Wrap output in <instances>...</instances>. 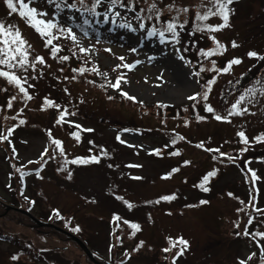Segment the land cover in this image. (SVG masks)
<instances>
[{
	"label": "rangeland",
	"instance_id": "obj_1",
	"mask_svg": "<svg viewBox=\"0 0 264 264\" xmlns=\"http://www.w3.org/2000/svg\"><path fill=\"white\" fill-rule=\"evenodd\" d=\"M151 2L134 0L137 5ZM156 2L163 13L172 16L176 13L167 11L166 5L174 3L178 7H192L199 0ZM31 6L47 11L45 19L55 18L63 26L62 22L82 24L83 21L81 13L74 10L65 9L56 14L55 8L45 0ZM101 7L100 12H103L106 5ZM230 7L234 9L230 16L231 27L215 34L227 45V51L222 56L209 58L208 63L215 59L216 67L222 68L233 57L240 58L242 62L234 65L229 73L218 76L208 71L210 67L205 63V71L201 72L199 80L193 75V68L199 63L192 67L186 55L195 59L196 56L190 54L199 48L213 47L207 35L192 34L190 28H185L179 33V44L169 38L160 43L158 36H147L146 25L144 30L139 28V22L131 19L133 12L130 10L117 9L123 19L118 17L116 24L111 20L103 22L102 16H90L89 27L110 31L112 37L123 38L125 44L119 46L100 41L98 45L92 37L74 29L75 42L66 36L56 42L89 49L79 60L84 64L83 69L88 68L84 77L92 79L95 84H102L98 90L75 81L64 66L66 61L52 57L41 36L27 26L18 13L8 15L10 10L0 0V20L17 25L32 45V57L40 55L46 61L45 65L38 64L37 70L30 73L37 78L30 79L25 85L31 100L23 99L22 93L13 92L14 86L0 78V105L8 104L11 99L5 100L8 94L17 97L11 103L13 108L17 107L13 116H17L16 125H19L13 127L8 140L0 141V264H121L123 260V264H172V256L177 249L173 248L168 253L162 251L170 247L169 237L173 240L183 237L189 241L188 249L176 264H238V259H245L252 252L257 253L255 264H259L257 244L243 232L246 227L249 232L264 231V215L256 211L259 208L264 212V142L253 139L264 133V98L249 105L247 114L230 117V123L215 120L214 114L225 115V110L244 88L255 85L258 80L264 81V60L246 55L248 51L264 55V0H236ZM179 17L185 18L183 13ZM187 19L189 25L193 23L194 10L188 13ZM124 21L131 23L135 30L118 27ZM219 22V18L208 21L212 24ZM233 40L239 47H231ZM188 45L192 47L191 53L188 49L185 51ZM109 48L111 51H105ZM133 48L135 52L131 51ZM119 57H124V60ZM136 61L140 63L136 64ZM123 63L135 64V67L131 70L116 68ZM61 66L62 71L59 69ZM92 66L98 69L99 74L92 71ZM120 75L126 78L127 83L122 81L119 89L110 87L109 82L115 83ZM213 76H216V82L211 87L208 101L199 96L196 101L188 99L195 93H203L207 81ZM121 91L135 97L133 101L140 106V109L136 108L139 112L118 97L122 96ZM109 96L113 98L109 100ZM45 97L61 107L42 111ZM191 103L195 108L185 109ZM206 103L214 108V113L204 110ZM159 107L179 109L180 117L172 111L167 115L159 113ZM20 110L22 112L18 114ZM63 110L74 114H65L64 120L57 125L53 118ZM197 115L205 119L197 121ZM20 120L25 123L21 125ZM75 125H80V128ZM75 130L81 132L79 135L76 133L79 141L71 135ZM241 130L249 139L248 145L241 143L236 135ZM1 131L0 128V134ZM178 136L185 139H177L182 142L171 146L172 139ZM52 139L62 142L63 156L60 149L52 145ZM200 142H204L206 148H219L234 159L229 161L218 153L196 148ZM247 146L251 148L241 152ZM45 148L54 152L55 159H47L45 155V162L41 164ZM157 148L161 154L157 156L154 153L153 156L151 153ZM103 151L107 155H102ZM175 151L180 155H170ZM92 155L99 156L98 164L64 163L77 156ZM214 155L216 160L212 159ZM184 160L191 163L185 166ZM28 161L34 163L29 164ZM109 164L113 167L109 168ZM242 167L246 171L248 167L260 176L256 183L255 206L244 183L246 177ZM58 168L63 170L58 171ZM172 168H179V171L171 178L163 179ZM213 168L217 169V175L209 181L213 180L210 190L204 192L194 187ZM69 171L72 172L71 179L67 176ZM21 173L25 175L21 176ZM136 176L142 179H133ZM246 184L250 187L249 179ZM173 193L177 197L175 200L148 203L161 195ZM116 196H122L133 208L129 210ZM200 200L208 203L201 205ZM8 206L12 207L6 210ZM15 207L21 211L13 210ZM55 208L60 212L59 220L56 214L51 213ZM237 209L243 211L237 212ZM23 210L46 225L37 226ZM114 214L121 220H113ZM249 218H252V224L247 223ZM125 219L139 223L141 230L133 236L132 229L123 224ZM237 223L239 228L235 227ZM114 224H117L116 228H113ZM61 228L83 240L97 259H90ZM77 228L79 230L75 231ZM237 231L241 235H235ZM256 239L261 240L260 237ZM140 241H144L143 246L133 251ZM126 252L130 255L126 256ZM13 255L18 257L16 261L11 260Z\"/></svg>",
	"mask_w": 264,
	"mask_h": 264
},
{
	"label": "snow or ice",
	"instance_id": "obj_2",
	"mask_svg": "<svg viewBox=\"0 0 264 264\" xmlns=\"http://www.w3.org/2000/svg\"><path fill=\"white\" fill-rule=\"evenodd\" d=\"M4 4L10 10L8 15H12L13 13H18L19 17L25 19L27 26L31 27L37 34L41 36L44 40L45 48H50V53L52 57H56L57 54L62 50L61 46L58 43H54V41H58L62 37L70 38L73 42L77 40L76 34L73 32L72 27H65L59 23V21L55 18L53 19H45L48 16L47 11L42 9H38L36 7H32L31 5L40 2V0H3ZM45 2L49 6H53L56 10V14L63 12L65 9L74 10L76 12L81 13L84 16L83 24L89 25L90 20L87 16H91L93 18L96 17H103V22H108L111 20L113 24H116L117 18L121 17V12L117 9L123 8L126 10L133 9L135 7L134 0H129L128 3H125V0H73L72 3H69L68 0H45ZM236 0H199V3L189 7L183 6L178 7L175 4L166 5L167 11L175 12L176 15L171 17V19L164 21L161 28L152 27L147 29V36L153 37L158 36L160 43H165L166 33L171 34L170 38L176 44L180 43L179 40V32L177 29H184L185 25L188 24L187 15L189 12L194 10V19L192 23V34L194 33H201L202 35H207V38L211 41L213 47H209L207 49L201 48L199 49L198 55L204 57L205 59H209L215 57L217 55L222 56L227 51V45L222 43L217 36L215 35L218 32H221L223 29L230 28V16L233 14L234 9L230 6L233 5ZM17 4L19 7H17ZM106 5L103 12L98 11V9ZM147 13L146 16H141L140 13L145 11V9H140L136 12L135 19L139 22V28L141 30L145 29V21H151L153 19L160 21L162 12L159 9L156 0H152L151 3L147 4ZM109 13H112L111 17ZM183 13L185 19L183 22H179V16ZM87 14V15H85ZM210 18H219L220 22L216 24L208 23ZM99 22V21H97ZM120 28H126L129 30H135L131 23L124 21L118 24ZM86 34V33H85ZM91 47V46H90ZM231 47L237 48L239 45L235 40L231 41ZM32 45L27 41V39L23 36L21 30L17 25L9 24L4 20H0V78H4L7 83L11 86L18 88L19 93L23 94V99L31 100L32 96L29 94L27 88L25 87L28 84L30 79H36L37 77L32 76L30 73L35 72L37 70V65H45L46 61L45 58L40 55H35L32 57L31 55ZM79 51L81 53H88L89 49L84 47H80ZM105 51H111L110 49H105ZM132 52H135L136 49H131ZM187 51V48H185ZM74 55V54H73ZM249 58H257L260 60H264V55H260L257 51H248L246 54ZM31 57V58H30ZM184 59L183 56L180 57ZM61 60L67 61L70 59L69 56L64 55L60 57ZM121 61L124 60V57H119ZM241 59L238 57H233L232 59L228 60L222 68L216 67V60L211 59L212 67L208 69V71L215 72L216 75H220L221 73L227 74L231 71L234 65H239L241 63ZM136 64L140 63V61H136ZM190 63V62H189ZM127 68L131 70L135 67V64L123 63L122 65H117L116 68ZM80 72H84L85 69L81 68L78 69ZM115 70V69H114ZM62 71V69H61ZM93 72L99 74L97 68L92 69ZM205 69L203 66L200 67V71L194 72V76H199L201 72H204ZM67 79V78H66ZM74 79V77H73ZM127 83L126 78L123 75L117 76L115 83L109 82V86L114 89H119L121 82ZM216 82V76H213L209 79L205 85L206 90L203 93H195L192 96H189L188 99L192 101H196L197 97H201L204 101H208L209 93L211 91V87ZM29 87H34V85H29ZM67 92V89H65ZM121 94L125 96L129 100H135V97L129 95L127 92L121 91ZM113 97L109 96L108 99L111 100ZM259 98H264V81L258 80L256 84L253 86H249L244 88L239 96L235 99L234 102L230 104V107L227 108L225 115L214 114V119L217 121H225L231 122L230 117L232 116H243L249 112V105L255 104L260 102ZM17 99L16 96L11 97L9 100L7 107L11 108L13 105L11 100ZM44 105L46 107H54L60 108L59 104H56L51 99L47 97L44 98ZM195 108V104H193ZM204 110L209 113H214V108L210 104L204 105ZM65 114H74V113H66V110L60 112V118L56 121L57 124L61 123L64 120ZM197 121H202L205 117L197 115ZM25 123L24 120H20V124L23 125ZM70 123V122H69ZM76 128H80V125H75ZM87 131H92L91 129H87ZM13 133V129L10 127L7 129V135L0 134V141L8 140V136H11ZM49 135L51 133L49 132ZM71 135L75 137L76 141L80 140V137L76 134V132H72ZM236 135L240 138V142L244 145H248L249 139L245 134V131L241 130L236 133ZM119 139V136L117 137ZM184 140L183 136H178L172 139L171 143L173 145L176 144V140ZM255 142H264V133H260L253 137ZM11 143V141H8ZM123 143V141H121ZM52 145L56 148L60 149V155H64V149L61 147V141L58 139L51 140ZM91 143V142H90ZM196 148L204 149V151L209 153H218L221 157H226L229 161H232L234 158L230 155H227L220 151L219 148L213 149L211 147H205L204 142H200L195 145ZM247 147L242 148L241 152L246 151ZM15 152V148L12 149ZM91 151V150H90ZM153 152L159 156L160 150L154 149ZM47 156V159H55L54 152H49L48 148L44 149V152L41 154V161L40 163L43 164L45 162L44 156ZM102 155H107L106 151L102 152ZM170 155L179 156L180 152L175 151L171 152ZM213 160H216V156L212 157ZM100 162V158L97 155H92L88 157H80L77 156L71 160H65V164H72V165H89V164H98ZM29 164L34 163L33 161H28ZM191 161L184 160L183 164L189 165ZM109 168L113 167V165L109 164ZM129 167H141V165H129ZM58 171L63 170L61 168L57 169ZM17 171H20L17 169ZM179 171V168H172L170 172L166 173L163 179L171 178L173 173ZM251 172L250 179L255 182L259 179L256 172L252 169H248ZM37 176L40 175L39 170H37ZM25 175V173H21V176ZM217 175V169L213 168L206 172L203 175L202 179L200 180L198 185H194V187H199L204 192H208L210 189L205 187L206 184L209 183L210 178L215 177ZM67 176L69 179L72 178V172H67ZM42 178V177H41ZM133 179L140 180L142 179L139 176L133 177ZM229 196L232 194L229 193ZM177 197L176 195L169 194V195H161L155 201H148V203H156L159 204L161 201H172L175 200ZM117 200H121L124 204L128 207L129 210L133 208V205L129 203L127 200H124L122 196H116ZM255 199V197H253ZM201 205L207 204L208 201L200 200L199 202ZM243 204L244 202L241 201ZM186 207H194V205H186ZM243 209H237V212H241ZM257 212H260L261 215H264L259 208L256 209ZM171 215V213H168ZM57 215L59 213L57 212ZM115 221H120L121 217L118 215H113L112 217ZM149 219L150 216H149ZM248 224H252V218H249L247 221ZM124 225H128L130 229H132V235L134 236L136 232L141 230V225L139 223L130 222L129 220H123ZM236 228H239V224H235ZM78 231L79 229H74ZM235 235L239 236L241 233L237 231ZM243 235L251 236L252 240L256 242L257 247L259 249V264H264V231H256V232H249L247 227L245 228ZM260 237L261 240H257L256 238ZM117 240L120 239L119 236L116 237ZM168 243L170 247H166L162 249L165 253L171 252L173 248H176L175 254L172 256V264H176V261L179 257H181L184 252L189 247V241L184 239L183 237H178L175 240L173 238H168ZM144 244V241H140L133 251H138ZM126 256H129L130 253H125ZM257 256L256 252L250 253L245 259H238V264H255V257ZM18 257L16 255L11 256V260L16 261ZM167 259V257L165 258ZM123 264V261H121Z\"/></svg>",
	"mask_w": 264,
	"mask_h": 264
},
{
	"label": "trees",
	"instance_id": "obj_3",
	"mask_svg": "<svg viewBox=\"0 0 264 264\" xmlns=\"http://www.w3.org/2000/svg\"><path fill=\"white\" fill-rule=\"evenodd\" d=\"M128 1L129 0H125V3H127ZM72 2H73V0L70 1V3H72ZM140 9H145V11H143V12L140 13L141 16L148 15L147 10H146L147 9V5H137L135 3V7L132 9L133 10V17H135L136 12L139 11ZM173 16H175V15H172L171 16V15H168V14L162 12V16H161L160 21H157V20L153 19L151 21H147L146 20L145 23H147L150 28H152V27L161 28L163 22L171 19V17H173ZM184 19L185 18H180L179 17V22H183ZM73 26H74V28L79 29V30H82L84 33H88V34L93 35L95 37H97V36L105 37L104 36L105 35L104 33H101V32L97 31L94 28L93 29H89V30L86 29V26L84 24L83 25H78V24L74 23ZM166 34L171 35L169 33H166ZM63 40H65V39H63ZM54 43H58L61 46V49H62L57 54V57L58 58H60L61 56H64V55H67V56L70 57V59L65 62L64 66L66 67L68 73H71L72 74V76L74 77V80L75 81H78L80 83H83V85H85V86H90V87L92 86L94 88L97 87L96 89H98V88L101 89L102 88V84H95L92 79H89V78H85L84 77L85 76L84 72H80L78 70V69H81V68L84 67V64L83 63L80 64V60H79L80 57L83 55V53H81L79 51V48L78 47L71 46L70 44L65 46V45H62L61 43L56 42V41ZM191 61H193V60H191ZM197 61L198 62H201L202 64L201 65H198L197 67L194 68L195 69V72L200 71V67L201 66H203L204 69H205V66H204L205 63L210 68L212 67V65L210 63H208L209 61L205 60L204 58H198ZM94 67L95 66H92V68H94ZM61 68H62V66L59 69H61ZM85 69H88V68H85ZM200 75H201V73H200ZM64 76H68V75H64ZM61 78H63V77L61 76ZM61 78H59L60 81H61ZM197 78L199 80V79H201V76H198ZM202 83H203V81L201 82V84ZM94 85H96V86H94ZM47 97H49V96H47ZM118 97L121 100H123L125 103H127L128 105L132 106V108H135V110L137 112H139V110H137V109H140V106L137 105L136 102H134L133 100L127 99L125 96H120L119 95ZM156 106H159V105H156ZM191 108H193V104L192 103L188 107H185V109H191ZM48 109L50 110V109H52V107H46L44 105V101H43V104L41 106V110L42 111L43 110L45 111V110H48ZM196 109L198 110V107H196ZM169 111H172L174 113V115L176 114L177 117H180V112L181 111H179V109H171V108H167V107L166 108L165 107H159L157 112H159V113L161 112V113L167 115ZM58 118H60V115H56V117L54 116L53 120L54 121H57ZM9 119H14V118H9V117L3 118V117H0V125L3 128V131H6L12 125V124L7 123V122H11L12 121V120L11 121H7ZM57 125H60V123L57 124ZM75 132L79 135V132L77 130H75ZM21 248H23V247H21Z\"/></svg>",
	"mask_w": 264,
	"mask_h": 264
},
{
	"label": "water",
	"instance_id": "obj_4",
	"mask_svg": "<svg viewBox=\"0 0 264 264\" xmlns=\"http://www.w3.org/2000/svg\"><path fill=\"white\" fill-rule=\"evenodd\" d=\"M7 209H9V207L7 208ZM13 209H15V210H19L18 208H13ZM19 211H21V210H19ZM23 213H25L26 215H28L38 226H44V225H46V224H44V223H42V222H40L39 220H37L35 217H33L32 215H30L28 212H26V211H22ZM63 231V230H62ZM68 234V233H67ZM68 235H70V234H68ZM73 239H74V241L80 246V248L85 252V254L90 258V259H93V257L91 256V253H90V251H89V249L87 248V246L80 240V239H78L77 237H75V236H72V235H70Z\"/></svg>",
	"mask_w": 264,
	"mask_h": 264
},
{
	"label": "bare ground",
	"instance_id": "obj_5",
	"mask_svg": "<svg viewBox=\"0 0 264 264\" xmlns=\"http://www.w3.org/2000/svg\"><path fill=\"white\" fill-rule=\"evenodd\" d=\"M181 75V74H180Z\"/></svg>",
	"mask_w": 264,
	"mask_h": 264
}]
</instances>
